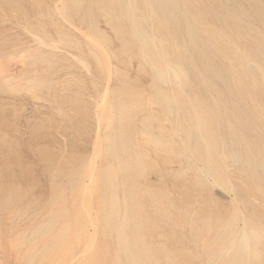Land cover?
Returning a JSON list of instances; mask_svg holds the SVG:
<instances>
[{
	"label": "bare ground",
	"instance_id": "6f19581e",
	"mask_svg": "<svg viewBox=\"0 0 264 264\" xmlns=\"http://www.w3.org/2000/svg\"><path fill=\"white\" fill-rule=\"evenodd\" d=\"M34 1L40 8H45L49 25L40 20L29 21L27 26H24V30L33 37V45L25 46V42L22 43L25 47L16 50V45L9 47L8 44L9 52H19L14 58L20 56L25 64V69H21L20 73L13 75L9 71V74H4L3 71L10 67L9 62L15 54L11 52L14 55L10 54L12 56L4 62L2 57L7 53L4 52L6 54L3 56L0 53V91L19 94L20 91L16 86L24 85L27 92L35 98L40 91H45L46 100L48 99L53 107H50V112H43L44 126L54 127L55 122L51 120L53 114L66 118L69 124L65 127L66 131L71 134L69 136L72 138H70L71 144L76 147L82 145L87 124L80 126L75 119L81 117V110H84L89 118L94 114L92 103L84 97L88 81L86 82V76L74 72L69 74V71L65 72L61 79H55L52 74L65 66L79 65L90 72L89 55L96 60L102 72H109L113 68L116 73L121 74L123 72L120 68L112 67L110 61L112 58L123 61L126 55L145 56L149 58L154 69V77H165L168 83L167 87H161L157 91V99L168 106L171 104L175 106L177 118L173 123L167 117L173 129L167 126L161 116L148 104L146 92L129 85L127 74L122 76L119 85L108 88L104 99L98 104L102 112H98V107L95 113L98 122L105 121V130L102 131L104 142L100 144L101 139L98 142L96 140L98 148L96 147V150L94 147L96 152L93 159L91 158L92 161L89 159L90 163H87L88 161L83 158L72 178L80 179L84 173L90 174L89 179H92V183H84L83 180L78 191L81 199L83 198L82 201L87 199V206L84 202L85 204L80 203L78 207L87 221L94 219L92 220L94 230L88 231L85 236L82 234V229H85L83 223H79L83 226V228L80 226L82 229L78 228V223L74 227L72 220L59 225L62 217L69 214L68 206L60 207V210L52 212L53 214L35 225L30 233L22 234L15 242L18 246H15L16 248L27 243H30L29 246L32 244L21 255L23 264H43L53 249L58 245L66 244L69 240L67 237L70 238L71 244L76 242L77 246L84 245V247L78 252V249L76 250L78 247L71 245V254L75 255L73 259L69 257V261L62 260L61 256L63 257L64 254L62 252L61 256L57 255L58 258H54L57 259L55 264H76L77 258L79 264L85 263V260L87 264H102L107 256L111 264H193L191 249L174 250L168 245L170 241L176 245L179 240L174 234L166 233L167 227H177L182 222L190 226L195 236V244L199 243L200 234H206L202 249L209 257L208 264H264V211L254 208L252 212L255 218L248 222L243 206L254 204L255 201L251 202L248 195L240 192L245 186H248L249 190L264 189V182L261 181L264 178V145L251 141L247 134L254 127L264 130V26L249 20L254 14L264 24V1L246 0L252 9L251 14L243 4L236 3L235 0H121L118 5L119 13L113 12L111 6L103 3L102 0H95L99 5L97 10L93 9L92 3L87 6L90 19L87 22L88 31H82L86 43L82 36L75 33L72 26L65 22L69 20L72 8L80 11L83 0H62L61 7L57 3L52 4L51 0ZM8 2L14 12L19 7L22 13H26V7L20 0H8ZM1 9L4 11V8ZM98 15L111 23L114 37L98 26ZM121 15L130 19L132 27L137 30L138 38L142 40L146 38L144 45L135 43L132 39L131 41L122 26L116 23ZM147 19L151 22L150 33L144 26ZM182 19L186 24L183 37H180ZM82 20L86 21V14L83 15ZM171 20L177 24L173 28L170 26ZM115 40L120 42L118 47L114 45ZM148 40L155 49H148L147 53L145 48ZM132 45H135L139 51L135 52ZM64 46L76 49L80 53L66 51ZM208 55H211L212 59L209 63L202 61L204 69L201 70L198 61L208 60ZM214 57L226 61L224 67L232 68L228 77L223 74L222 69L216 74L212 72ZM38 66L40 69L45 68L47 73H38ZM193 72L200 78L203 88L207 89L202 94L196 92L194 81L187 84L188 74ZM17 77L21 80L20 82L17 79V83L21 84L15 86L13 82ZM93 83L96 85V82ZM60 84L62 87H59ZM222 84L225 87H222ZM187 85H190V91ZM18 100L15 99V103L21 104L22 102ZM6 101L9 100L0 96L1 103ZM244 103L251 104L255 111L254 117L246 113L243 108ZM221 106H224L223 110ZM1 107L5 108V105L1 104ZM181 107L183 110L179 111L178 108ZM37 113L42 115V112ZM224 114L227 116L225 117ZM137 116H142L138 131L134 122ZM224 120H234L233 123L229 122L231 129L228 137L224 130L216 132L223 125ZM258 120L263 123L253 125ZM153 122L157 123L158 133L153 130ZM173 130L183 141L181 150L176 147L178 142ZM44 135L48 137L52 133L48 132ZM5 137L4 133L3 138ZM3 138H0L1 150L5 145ZM149 147L163 152L167 162H173L175 159L183 161L185 151L195 162L197 171L203 174L199 176L197 173L194 176L197 180L196 184H200L202 188L210 185L206 179L210 176L213 177L212 184L219 183L232 189L235 183L230 179L231 168L237 167L248 172V175L243 177L244 183L237 185L236 193L239 200L231 199L237 202L236 205L233 208L226 207L227 213L223 214L216 205L213 207L205 201V206L197 213V218L200 220L198 222L195 215L188 214L186 207L173 202L166 190L139 182V179L146 177L148 172L156 171L160 167L159 164L150 162L152 158L150 159ZM104 151L107 153L106 162L98 165L97 159ZM97 172L98 175L95 177ZM188 175V169L183 168L181 174L183 179ZM77 182L75 181L70 187L71 191L78 187ZM1 189L0 186V198ZM96 190L99 191L100 204L96 214H93L92 201ZM16 192L21 198L25 194L21 187H18ZM14 194L10 191L3 196L4 201H0V216L5 211L13 212L12 225L14 218L21 217L26 212L24 207L14 210L17 204ZM66 196L67 189L62 188L58 198L66 199ZM66 202L68 203V199ZM81 217V215L76 217L79 219L74 221H79ZM83 217L82 222L85 219ZM239 220L244 221L243 226L229 239L231 230L237 226ZM216 221L221 223L214 228ZM75 222L73 223L76 224ZM241 229H244V233ZM98 238L112 240V245L108 243L102 245L105 252L102 253L99 261L97 257L100 254L96 256L97 253L93 251ZM42 240L45 241L40 244ZM2 249L3 241L0 237V264H4ZM63 251H68V247ZM71 254L68 253L69 256ZM63 259H66V256ZM47 262H51L50 259Z\"/></svg>",
	"mask_w": 264,
	"mask_h": 264
},
{
	"label": "rangeland",
	"instance_id": "374dc122",
	"mask_svg": "<svg viewBox=\"0 0 264 264\" xmlns=\"http://www.w3.org/2000/svg\"><path fill=\"white\" fill-rule=\"evenodd\" d=\"M20 1L23 2V5L26 7L25 14L22 13L19 7H17L14 12L11 9V4L10 2H8V0H0V32L2 33L3 31V34H4L3 35L0 33L1 34L0 35V49H2L3 51L2 52L0 50V53H2V56L6 53L8 55L12 53L15 54V55L12 54L14 56L12 55L8 56L6 54L5 56L2 57V60L5 62V60H7L8 57L12 56L11 57L12 61L9 62L10 67L3 71L4 74L5 73L7 74L10 71L13 75H15V73L16 74L20 73L23 70V68L25 69L24 67L25 64L22 62L21 57L18 56L14 58L15 56H17L16 54H19V52L15 53L11 51L12 52L11 53L8 50L10 46L15 47L16 45L18 47V48L16 47V50L17 49L19 50L20 47H25L28 44L33 45L32 44L33 37L30 34H27V32L24 30V26H27V23L29 21L38 22V20L43 21L44 23L49 25V20L45 13V8H40L34 0H20ZM51 1H52L51 2L52 4L57 3L60 7L62 6L61 4L62 0H58V1L51 0ZM120 1L121 0H102L103 3L111 6L113 12L117 11L118 13L120 11L118 8L119 7L118 5H120ZM235 2L243 4L244 7L247 8L252 14V9L246 0H235ZM90 3H92L93 9L95 10L98 9L99 5L96 3L95 0H83V6L81 7L80 11H77L75 8H72L70 12L71 16L69 17V20L68 19L67 21L65 20V22H68V24L72 26L73 31L81 36L83 35L82 33L88 31L87 22L90 19H89V14H87V6ZM1 8H4V11ZM84 14H86L85 22H83L84 20H82V17ZM252 15L254 17L249 18V20L263 27L264 24H262L258 20V18L255 17L254 14ZM97 19H98V26L101 29L107 31L110 35L114 37V32L112 30L111 23L106 22V20L99 15L97 16ZM116 23L122 26L123 31L127 34L130 40L132 39L133 42L135 43L139 42L141 45L145 44L146 38L142 40L137 37L138 36L137 30H135L132 27L130 19H128L126 16L121 15L120 18L116 21ZM150 23H151L150 20L147 19V22L144 24L148 33H150L151 31ZM185 24H186L185 20L182 19L181 25H180L182 34L180 35V37H183ZM176 25H177L176 22L171 20V23H170L171 28L175 27ZM3 37L5 38L2 39ZM82 39L86 43L87 40L84 36H82ZM22 43L23 44L25 43L24 44L25 46H23ZM8 44H9V47H8ZM114 45L118 47L120 45V42L115 40ZM132 48L134 49L135 52L139 51V49L135 45H132ZM64 49L72 53H80L78 50L72 49L69 47L66 48L64 46ZM148 49L150 50L155 49L152 46V43L150 40H148V44L146 45V48H145L147 53H148ZM86 57H87V53H86ZM88 58L91 64L90 72L88 71V69H84L83 67L79 65L75 67L69 66L70 68L65 66L60 70H56L55 71L56 74L55 72L54 74H52L53 75L52 77H54L55 79L57 78L61 79V76L64 77V74H66L67 71H69V74L71 72H74L75 74L79 73L80 75L86 76L87 78L86 82L88 81L87 82L88 86L86 90H84V97H86L87 101H90L92 103L94 114L92 115L91 117L92 119H91L87 116L84 110H81L82 112L81 117L75 119L76 122L80 126H83V124H87V127H86L87 132L82 137L83 141H81L82 145H76V147H73V145L71 144L72 138L69 137L71 134L69 135V132H67L65 128L66 126H69V124L66 118L62 117L61 115L58 116L57 114L56 115L53 114L55 115L54 117L52 115L51 120L55 122V124H53L54 127L44 126L45 119L44 117H42L44 116L43 112L44 113L50 112L51 111L50 107L52 106L49 100L48 99L46 100V97L44 94L45 91L44 92L42 91L43 93L40 91L41 93L39 92L37 95V98H35V96L27 92V90L25 89L26 87L24 85L16 86L17 84H21L20 83L21 80L18 79L20 77H17L16 81L13 82L17 90L19 89L18 90L20 91L19 94H13L11 92L0 91V96H3L7 100H9L8 102L7 101L3 103L0 102V135H1L0 138H3L4 133L6 135L5 139L3 138V141H5V145L2 150L0 149V186L2 187L1 192L3 193V194L1 193L2 196L0 198V201H4L3 196L5 194L10 193V191H12L15 193L14 198H15V201L17 202V204L14 207L15 208L14 210H18L21 207H24L26 209L25 214H27V216L24 214L21 217L18 216L14 218L13 225L11 224L13 212L5 211L0 216V219H1L0 220L1 221L0 222V228H1L0 237L3 241V249H2L3 257L2 258L4 260V264H23V262L21 261L22 260L21 255L24 254L32 244L29 246L30 243H27L20 248H16L18 246H17V243L15 244V242L19 240L22 234L30 233V231L33 229L35 225H37L39 222L47 218L49 215L53 214L52 212L54 211L56 212L60 210V207L63 208V207L68 206L69 214L67 216L62 217V219L59 221V225L69 220H72L73 226L75 225L74 227H76V225H78L79 223H83L82 225L85 226L84 228L86 229V233H85V229H82L83 226H81V224H79V227L78 226L77 227L79 229L82 227L81 228L82 234L85 236H87L88 231L91 232L94 230V222L92 221L94 219H91V220L89 219L87 221L86 217H83L82 215L83 212L81 213V210L79 211V207H78L80 206V203L85 204L84 202H86L85 206H87V201H86L87 199L86 200L84 199V201H82L83 198L81 199V197L79 196L80 192L78 191L80 190L79 186L82 185L81 183H83L82 182L83 180H84V183L85 182L92 183V179H89L90 174L86 175L87 173H84V175L80 179H77V178L72 179V178H73V174L77 166L81 164L83 158H85L87 161L91 158L93 159L94 157L93 155L96 152L95 149L97 150L98 148L97 146L98 143H96V140L98 142L101 139L99 141L100 144H103L102 142H104L103 140L104 132L102 131L105 130L104 129L106 126L105 121H101L102 123L98 122V120H96L97 119L96 117L98 116L95 113L98 111V107H99L98 104L101 102V100L104 99V94L106 90L110 88L111 86L115 87L119 85L121 83L120 79H122V76L127 74V76L129 77L128 78L129 85H132V87L138 90H142V91L144 90L146 92L147 100H149L150 102V103L148 102V104L154 111H156L161 116L163 122L167 126L173 129V126L170 125V123L167 121V117H169L173 121V123L176 122V118H177L176 110L177 109L175 108V106H172V104L168 106V104L162 103L161 100L157 99L156 97L157 91L161 87H167L168 83L165 77H159V78L154 77V69L152 68L148 57H145V56L129 57L128 55H126L123 58V61H118L112 58V60H110L112 63V67L120 68L123 72L121 74L116 73V71H114L115 69L113 68L109 72L107 71L104 73L102 72L96 60L92 56L89 55ZM211 59H212V56L208 55V60L204 59V60L198 61V65L201 68V70L204 69V67L202 66V61L209 63ZM226 64H227L226 61H223L222 58L214 57L212 72L216 74L218 70L222 69L221 71H223V74L228 77V74L232 71V68L229 66L224 67ZM38 67H35L36 69L38 68L37 69L38 73L46 72L45 68L40 69V66ZM188 77H189V81L187 84H190L191 82L194 81L195 82L194 88L197 93L202 94L203 91L207 90L203 88V86L200 84L201 83L200 78L197 77V74L195 72H193L190 75L188 74ZM17 79L18 81H20L19 83H17ZM157 80L160 82H158ZM93 82H96L97 87ZM189 86L190 85H187L188 91H190ZM59 87H62V85L60 84ZM222 87H225L224 84H222ZM39 94L41 95L39 96ZM8 98H10L11 100ZM15 99H19L18 102L20 101L22 103L16 104L14 101ZM35 103L38 104L39 106L37 107ZM1 104L5 105V108L1 107ZM184 105L186 106L185 103ZM42 107H44L45 109ZM221 108L223 110L224 106H221ZM243 108L246 110V113L249 116L251 117L255 116L254 114L255 111L250 103L249 104L244 103ZM178 109L179 111H182L183 107L178 108ZM17 111H19V113H17ZM37 112H40V113L42 112V115L38 114ZM98 112H102V108L99 107ZM224 116L226 117L227 115L224 114ZM141 119H142V116H137L135 118L134 122L136 124L137 131L141 127ZM215 119H216V116H215ZM229 122L233 123L234 120H229V121L224 120L223 125L219 129H217L216 132L219 133L220 130H224L227 132V137H228L229 131L231 129V125ZM257 123L260 124L263 122L258 120V122H255V124L253 125H257ZM152 127H153L154 132L158 133L156 122L152 123ZM48 132H51L52 135L46 137L44 134ZM247 134L251 141L259 143L260 145H264V130L262 128L254 127L250 131H248ZM173 135L176 141L178 142L176 147L179 150H181L183 148V143H182L183 141L180 140L181 137H178V134L174 130H173ZM149 152L151 153L150 159L152 158L150 162L153 161L156 164H159L160 167L156 171L148 172L146 177L139 179V182L142 183L143 185L144 184L150 185V186L159 187V188L166 190L170 198L172 199V201L175 202L176 204L186 207L188 214L190 216L195 215L196 217L195 219L198 220V222H200V220L197 218V213L205 206L206 202L208 204H212L213 207H215L216 205L218 208H220L223 214H226L227 213L226 207L229 206L230 208L231 207L233 208V206L236 205L237 203L236 201H233V200L234 199L239 200V196L236 193L237 185L240 183H244L243 177L248 175V172L242 171L237 167L231 168L230 179L233 183H235L232 189L229 187L227 188L219 183L212 184L213 177H210V176L209 177L207 176L206 178L210 185L206 186L205 188H202L200 184H196L197 180L195 179L194 176L197 173L199 176H203V174L202 172L197 171L195 162L186 154L185 151H184L183 158H182L183 161H179L175 159L173 162H167L165 154L163 152L157 151L153 147H149ZM100 156L97 159L98 165H101L104 162H106V157H107L106 151H104V153H102ZM87 163H90V161H88ZM183 168L188 169L189 175L187 177H189L190 179L189 178L187 179V177H185L186 179L185 180L181 176ZM232 173H233V176H232ZM93 174H96V173H93ZM97 175H98V172L95 175V177H97ZM252 178L254 179V176H252ZM75 181H78L77 182L78 187L75 190L71 191L70 187L74 184ZM261 181L264 182V178H262ZM18 187H21L24 190L25 194L22 198L17 196L16 194L17 193L16 189ZM207 187H209L210 190ZM62 188L67 189L66 199L58 198V194ZM202 192H205V193H202ZM240 192L248 195L251 198V202L255 201L254 204L243 206V212L244 214H246L245 218L249 222V220L255 218V215L252 212L254 208L264 211V189L258 190L256 188L254 189L250 188L249 190V187L245 186L243 187V189L240 190ZM257 195L259 198L257 197ZM94 197L95 198L92 201L94 211H92V213L96 214V211H98L99 204H100V195H99L98 190H96ZM67 199H68V203L66 202ZM256 199H258L257 200L258 202L256 201ZM42 209L44 210L42 211ZM77 211L80 213L79 215ZM80 215L83 217V219L85 218L86 220L84 219L83 220L84 222H82L81 221L82 217H81L79 221L75 222L74 220L79 219L76 217H80ZM69 217L73 219H68ZM242 221L243 220H239L237 222V226L231 230L229 239H231L233 234L237 232V230L240 229L241 226H243L244 221L243 222ZM73 222H75L76 224H74ZM220 223L221 221L214 222V228L218 226ZM200 224L201 223H199V225ZM10 225L11 227H9ZM243 230L244 229H241L242 233H244ZM166 231H167L166 233L174 234L175 238L179 240V242L176 245L172 244L171 241L168 242V245L172 249L174 250H181V249L190 250L191 249L193 264H208L209 263V257L205 253V251L202 249L203 243L205 242L204 240H205L206 234H200V241L198 244H195L194 243L195 236H193L191 232V228L186 222H182L181 225L177 227L175 226L167 227ZM67 238L69 240L66 241V244L58 245L55 249H53V251L54 250L56 251V253L54 251L55 254L53 253V251H51L48 254V257H46V259L47 261H49L50 259L51 262H47L45 260L46 263L44 262L43 264H50V263L55 264L56 263L55 261L57 259H54V258L55 257L58 258L57 255L61 256L63 254L62 252H64L63 257L61 256L62 260L69 261L70 258L72 260L75 255L72 256L73 254H71V249H72L71 245H73V247H78L76 248V250L78 249L77 250L78 252L83 249L84 245L83 247L77 246L76 242H73V244H71L70 238L69 237ZM44 241L45 240L40 241V244H43ZM102 241L103 242L105 241V242L103 243ZM238 242L239 240L237 241V243ZM107 243L112 245V240L109 238H107L106 240L102 238H98V241L95 244L97 246L94 245L93 251L97 253L96 256L100 254L99 255L100 257L99 256H98L99 258L97 257L98 261L100 260V258H102L101 256L102 253L105 252L104 248H102L104 246L102 245L107 244ZM98 245H99V248H98ZM61 246L62 247L66 246V247L60 248ZM67 247H68V251L66 252L63 251L64 249L66 250ZM19 249L21 250L20 252H19ZM95 250H98V251H95ZM60 253L62 254L60 255ZM68 253L71 254L72 257L69 256ZM64 255L66 256V259L68 260L63 259L65 257ZM78 260H79L78 258L75 259L76 264H79ZM103 261L104 263L102 264H111V261L108 258V256L104 258ZM83 264H87V260H85V263L83 262Z\"/></svg>",
	"mask_w": 264,
	"mask_h": 264
}]
</instances>
